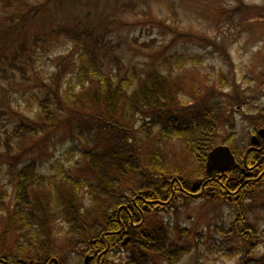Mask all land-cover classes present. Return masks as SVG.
<instances>
[{
    "label": "trees",
    "instance_id": "1",
    "mask_svg": "<svg viewBox=\"0 0 264 264\" xmlns=\"http://www.w3.org/2000/svg\"><path fill=\"white\" fill-rule=\"evenodd\" d=\"M237 1L240 4L233 6L229 15L244 6L261 9V6ZM174 2H167L172 20L180 16ZM134 4L127 5L134 10ZM43 6L44 2L30 5L22 20H29ZM260 11L264 14V9ZM174 32L176 39L194 36L189 32ZM62 38L75 50V70L64 87L65 70L59 72L51 91L37 98L41 119L21 120L13 127L5 144L11 147L13 138L25 139L38 132L48 134L66 123L71 126L72 134L83 140L77 152L87 162L80 177L67 172L64 163H54L52 174L39 172L35 160L25 163L16 172L12 204L7 201V190L0 188V264H55L50 263L52 257L60 264H72V253L83 256L80 249L83 243L90 244L88 237L101 236L104 231L109 233L100 245L105 248L106 243H110V246L103 254V264H110V260L116 258L113 250L118 247H130L125 264H150L152 251H158L166 264H178L189 247L173 242L167 245L162 240L167 239L170 223L151 224L146 217L148 212L142 215L141 209L147 198H166L173 189L180 191L179 183L187 186V179L182 178L192 174L190 162L195 157L202 173L217 179L211 180L219 194L237 191L233 199L238 202L241 217L232 219L229 226L220 227V232L230 238L229 232L233 231L238 244L233 245L236 251L232 246L230 249L232 255L240 256L239 264H256L257 258L251 251L259 235L253 225L242 224L250 218L245 201L255 189L264 188V173L253 181L246 172L258 175L264 170V161L260 168L256 165L264 154V144L260 143L261 149L239 146L227 102L218 95L224 93L231 102L248 106L251 103V111L255 110L250 100L254 96L248 99L236 84L232 97L229 91L215 87L211 73H202L200 77L189 75L187 66H197L202 61V55L198 54L173 51L164 59V70L152 68L142 73L135 66L129 69L115 52L119 43L95 34L90 26L58 23L37 34L35 43L40 47L50 46ZM220 45L222 53L230 59L224 44ZM24 48L21 44L20 52ZM18 68L25 70L23 65ZM232 76L221 71L218 79L222 85L231 86L236 83ZM262 82L264 84V80ZM254 101L262 100L256 95ZM256 110L248 113L255 129L264 125V112ZM3 113L0 108V117ZM225 126L227 132L222 133ZM221 138L231 146L239 165L226 172L207 173L204 166L207 152ZM175 177L181 180L174 181L172 188L170 180ZM138 194L137 205H134L133 198ZM82 196L88 198L87 204L83 203ZM61 217L69 225L64 244L53 236L54 231H63L62 227L53 228ZM133 221L143 223L128 245H119L120 230L131 229ZM11 234L13 238L16 236L14 245L6 241ZM20 236L26 239L20 240ZM216 244L217 249H223ZM67 247L73 250L69 254Z\"/></svg>",
    "mask_w": 264,
    "mask_h": 264
},
{
    "label": "rangeland",
    "instance_id": "2",
    "mask_svg": "<svg viewBox=\"0 0 264 264\" xmlns=\"http://www.w3.org/2000/svg\"><path fill=\"white\" fill-rule=\"evenodd\" d=\"M171 1L0 0V108L4 110L0 117V188L7 190L9 204L14 202L16 172L25 163L35 160L37 170L44 174L54 173V163H64L67 172L80 177L87 162L77 152V147L83 146V140L73 135L71 126L66 123H61L48 134L38 132L25 139L13 138L11 147L5 144L13 127L21 120L41 119L37 98L51 91L50 87L54 86L59 72L65 70L64 87L75 70V50L67 39L62 38L43 47L35 43L37 34L58 23L93 27L95 34L118 42L115 52L129 69L135 66L142 73L152 68L164 70V59L173 51L202 55V61L197 66H187L190 67L187 70L189 75L200 77L202 73H211L215 87L229 91L232 97L236 84L241 86L248 99L254 96L250 100L255 110L251 111V103L248 106L247 103L231 102L224 93L218 95L227 102L239 146H249L255 123L249 119L248 113H255L256 109L264 112V14L260 11L264 9V0H242L261 6V9L244 6L233 15H229V11L240 4L237 0H173L180 15L174 20L170 18L172 16L167 7V2ZM40 2H44L42 9L29 20H22L30 5ZM128 3H135L134 10ZM175 30L193 33L194 36L176 39ZM220 43L224 44L230 59L222 53ZM21 44L25 46L22 52ZM106 63L109 64L110 60L107 59ZM18 65H23L24 72ZM221 71L228 73L230 78L234 75L236 83L222 85L218 79ZM256 95L262 101H254ZM226 132V126L222 127V133ZM223 141L224 138H221L219 143H225ZM190 165L192 174H185L182 179L197 180L203 176L197 157ZM233 195L230 192L223 194L222 199L226 200L223 202H218L216 196L212 200L199 196L190 201L176 199L173 206L149 212L146 217L151 224L170 223L167 239L162 240L167 245L173 242L189 247L178 264H239L240 256L232 255V249H237L233 245L238 244L233 231L229 232L230 238L220 232V227L229 226L232 219L241 217L233 209L238 207ZM226 196H230L229 199ZM82 200L84 204L88 203V198L82 196ZM262 202L264 188H257L245 201L250 218L242 224L253 225L256 235H259L251 251V255L257 258L256 264H264ZM55 227H62L63 231H54L53 236L58 243L64 244L65 231L69 227L66 219L61 217L54 222ZM15 238L13 234L7 236V244L14 245ZM23 239L26 238L20 236V240ZM214 242L223 249H217ZM230 246L233 248L230 249ZM129 248L119 247L116 258L111 259L110 264H125ZM80 250L85 256L73 252L71 261L74 264H85L84 259L91 254L88 242L83 243ZM72 251L71 247H67L68 254ZM149 262L166 264L158 251L151 252Z\"/></svg>",
    "mask_w": 264,
    "mask_h": 264
},
{
    "label": "flooded vegetation",
    "instance_id": "3",
    "mask_svg": "<svg viewBox=\"0 0 264 264\" xmlns=\"http://www.w3.org/2000/svg\"><path fill=\"white\" fill-rule=\"evenodd\" d=\"M262 143L264 144V138H263V140H262ZM263 147V146H262ZM261 147V148H262ZM263 157H264V154H262L261 155V157H260V160H259V164H262V162H263ZM248 175V177L250 178V180H256V179H258V178H260V176L261 175H259L258 177H255V176H252V175H250V174H247ZM210 178H213V177H210ZM210 178H208V179H205V183H204V187H203V185L201 186V189L203 190L204 189V191L206 190L207 192H209V193H211L212 195H215V193H216V190H213L214 188H213V184H215V182H212V180H209ZM213 179H215V180H217L215 177L213 178ZM208 182H211L209 185H207L208 184ZM207 186V187H206ZM188 190L187 189H185V192H187ZM189 192V191H188ZM234 196V195H233ZM230 196H228V198H229ZM137 198V197H136ZM136 198L134 199V201H133V204L134 205H137L136 204ZM234 198V197H233ZM149 202H152L151 204H153V202H158V203H156V204H154V207H156L157 209L159 208V205L161 206V204H162V202H164L163 200H161V199H154V200H151V199H149V198H147V200L146 201H144V204H143V206L145 205V204H149ZM132 204V206H134ZM142 206V207H143ZM132 211V210H131ZM130 211V212H131ZM130 215H131V218H132V213H130ZM133 227H137V224H136V222H134L133 223V226H132V228ZM121 231V237H122V239L121 240H124V239H126L127 237H129L130 235H131V233L132 232H135V229H127V228H125L124 229V231L122 232V230H120ZM136 233H137V230H136ZM106 236V232H103L102 233V236L101 237H94L93 239H92V241H91V245L92 246H90V248H89V250H91V254H90V256H91V258H89L88 259V261H85V263L86 264H101V262H102V257H103V254H104V252H105V250H106V248H101L102 247V245H100V244H102V241H103V238ZM108 246H109V243H108ZM54 258V257H53ZM52 258V259H53ZM58 263V262H57Z\"/></svg>",
    "mask_w": 264,
    "mask_h": 264
},
{
    "label": "water",
    "instance_id": "4",
    "mask_svg": "<svg viewBox=\"0 0 264 264\" xmlns=\"http://www.w3.org/2000/svg\"><path fill=\"white\" fill-rule=\"evenodd\" d=\"M259 134L264 136V128L259 130ZM253 142H258V137L254 135L252 137ZM237 165L235 156L231 151L230 147L227 145H219L214 147L208 155L207 160V170L211 171L213 169L225 170L229 166ZM200 185V181L193 182L192 189L196 190Z\"/></svg>",
    "mask_w": 264,
    "mask_h": 264
}]
</instances>
